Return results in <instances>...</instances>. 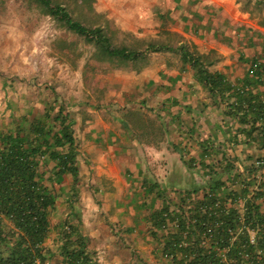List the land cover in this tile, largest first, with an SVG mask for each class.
Instances as JSON below:
<instances>
[{"label":"crops","instance_id":"crops-1","mask_svg":"<svg viewBox=\"0 0 264 264\" xmlns=\"http://www.w3.org/2000/svg\"><path fill=\"white\" fill-rule=\"evenodd\" d=\"M97 11L133 37L156 38L162 49L149 54L137 70L119 68L91 75L84 92L95 93L89 96L93 104L80 109V120L71 116L65 101L54 97L56 84L49 78L51 74L40 82L32 75L27 87L21 79L0 76V150L5 133L29 132L33 122L56 130L54 118L62 110L72 120L75 138H92L82 144L90 156L92 182L99 188L94 195L102 199V207L90 211L76 204L72 198L79 179L68 189L63 181L71 174L64 173L52 182L57 195L56 206L49 213L52 226L68 215L72 201L79 210L80 230L88 247L97 254V264H172L159 254L157 236L165 232L152 226L151 212L159 209L165 198L176 200L177 190L198 188L208 178L209 169L222 179L228 177L223 155L232 157L238 171L258 157L257 144L244 133L242 112L233 107L231 90H209L192 64L183 59L180 47L202 55L205 67L221 73L229 89L243 84L264 95V23L239 0H97ZM165 37H171V42ZM96 102L101 107L98 110ZM115 106L121 107L123 114L146 111L154 117V127L133 123L112 110ZM80 122L86 125L81 136L75 128ZM76 149L79 177L84 149ZM261 152L264 155L263 146ZM175 154L180 155L181 163H173ZM55 165L56 161L48 159L40 171L49 172ZM65 191L69 208L54 223L51 217ZM201 194L199 188L197 196ZM89 197L87 193L86 199ZM259 203L264 212V198ZM56 235L52 227L45 241L51 250V264L61 262ZM130 249L137 251L138 257L125 260L123 253Z\"/></svg>","mask_w":264,"mask_h":264},{"label":"trees","instance_id":"trees-1","mask_svg":"<svg viewBox=\"0 0 264 264\" xmlns=\"http://www.w3.org/2000/svg\"><path fill=\"white\" fill-rule=\"evenodd\" d=\"M36 1L64 27L92 42L96 54L101 57L125 60L138 58L144 50L160 49L156 41L142 38H135L142 47L114 46L103 26L82 23L61 2ZM180 48L183 59L192 64L197 78L209 90L217 93L231 90V95L235 96L233 107L242 112L239 117L246 124L244 133L260 148L264 147V121L256 124V119L264 112V95L253 93L243 84L229 89L221 73L205 67L202 55L184 46ZM54 119L56 130L55 126L48 128L33 122L29 132L8 131L1 137L0 264H51V250L45 241L52 227L57 232L60 264H97V254L88 247L87 237L80 230L79 210L72 201L62 221L52 226L49 220L57 199L52 182L64 173H70L74 183L78 179L72 120L62 110ZM48 159L56 161L55 168L49 172L40 171V166ZM222 159L228 177L222 179L209 169L202 185L187 190L186 195L177 190L176 200L165 198L162 206L150 214L156 231L170 222L167 231L157 237L161 242L160 254L170 255L172 264H264V212L256 201L264 192L258 190L247 199L241 214L236 204L228 205V200L232 202L239 195L247 194L250 177L257 171L254 160L241 172L235 169L232 157L223 155ZM226 179L235 186H228ZM237 183L246 186L239 187ZM260 186H264V181ZM199 188L202 194L197 196ZM242 225L260 227L255 243L249 241L245 231L231 240L230 231L234 234Z\"/></svg>","mask_w":264,"mask_h":264},{"label":"rangeland","instance_id":"rangeland-1","mask_svg":"<svg viewBox=\"0 0 264 264\" xmlns=\"http://www.w3.org/2000/svg\"><path fill=\"white\" fill-rule=\"evenodd\" d=\"M55 1L66 6L71 15L82 23L89 26H103L112 38L114 46L142 47V43L135 40V38H142L156 41L160 47L159 50L162 49L161 42L157 41L156 38L133 37L129 32L113 26L106 19L104 13L97 11V0ZM239 2L259 22L264 23V0H239ZM165 39L169 41L168 43L171 42V37H165ZM95 50V45L92 42L86 41L81 35L64 27L56 18L46 13L45 9L36 0H0V76H5L7 79L11 77L16 80L21 79L27 87L32 75L38 78L36 80L43 81V76L51 74L49 78L52 79L54 85L56 84L52 91L54 97L65 101L72 111L71 116L73 115L74 118L79 120L81 114L78 115L77 113L80 109L84 110L83 107L93 104L89 102V96L91 94L95 95V93H92L90 89L88 93L84 92L88 88L86 83L90 81L89 77L91 75L104 74L119 68L137 70L147 62L149 54L157 51L144 50L138 58L122 60L116 57H101L96 54ZM81 83L84 86H81ZM84 93L87 96H84ZM94 108L98 110L101 107L96 102ZM120 108L115 106L112 110H117L116 113H119ZM144 113L146 116L143 115ZM123 115L128 116L130 121L138 123L140 126H150L152 128L156 122L154 117L149 116L146 111L140 109L128 111L127 114ZM75 128L79 129L77 134L81 136L86 125L80 122V125L75 126ZM75 139L78 140L76 147L84 149L81 158L84 166L76 183L75 189H77V192H75L76 194L72 200H76V204L79 202L81 208L90 211L94 207L100 209L102 199L97 200V194L94 195V191H99V188H96L94 182H92V171L89 167L90 161H88L90 156L86 153V146L83 145L85 142L91 141L92 138L87 137L79 141L80 139L77 136ZM255 148L258 156H264L260 155L262 148L258 145H255ZM179 157V154H175L173 163H181ZM85 167L87 168L83 170ZM72 182L71 176L68 180L63 181V186L69 189ZM56 187H59V185H56ZM87 193L90 194L89 199H86ZM65 196L66 191L58 202L53 217H51L54 223L69 208V203L64 200ZM109 204L112 210L115 209L112 203ZM133 207L135 208V206ZM123 256L127 260L138 257V252L130 249L125 251Z\"/></svg>","mask_w":264,"mask_h":264},{"label":"built area","instance_id":"built-area-1","mask_svg":"<svg viewBox=\"0 0 264 264\" xmlns=\"http://www.w3.org/2000/svg\"><path fill=\"white\" fill-rule=\"evenodd\" d=\"M253 66L256 68L258 67V62H255L253 63ZM264 75V73H263ZM234 101V100H233ZM264 104V103H263ZM264 121V112L263 114H261V116H259L257 119H256V124H261L262 122ZM253 165L257 168L256 172L253 173V176L250 177V180L251 182L248 183L247 185V194L245 196H242V195H239L235 201H232L231 200H228V205H231V204H236L237 207L239 208V211H240V214L243 213L244 211V203L247 199L253 197V195H255V193L258 191V190H262L264 192V186H260L261 182L264 181V156H261L260 158H255L254 161H253ZM240 171H243V170H240ZM231 180L230 179H226V184L228 186H235V184H232L230 182ZM237 185L239 187H244L246 185L244 184H238ZM181 194L182 195H186L187 194V190H180ZM264 198V195L262 197H259L256 199V201H260V199H263ZM240 220L241 222L243 223V217H240ZM170 225V222H167L166 224H164V226H162L161 228V231H164L166 232L167 231V228L168 226ZM172 225H174V223H172ZM260 230V227L259 226H250V225H242L240 227L237 228V230L234 232L230 231V233L232 234V238L231 240H234L237 238V235L241 232H246L248 234V238H249V241L251 243H255L256 242V236H257V233L259 232ZM184 244H186V242H184ZM165 257L167 258H170V255H164Z\"/></svg>","mask_w":264,"mask_h":264}]
</instances>
